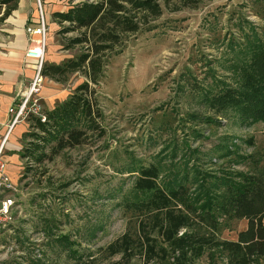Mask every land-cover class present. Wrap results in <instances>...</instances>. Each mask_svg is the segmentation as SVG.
I'll return each mask as SVG.
<instances>
[{
  "label": "trees",
  "instance_id": "16d2710c",
  "mask_svg": "<svg viewBox=\"0 0 264 264\" xmlns=\"http://www.w3.org/2000/svg\"><path fill=\"white\" fill-rule=\"evenodd\" d=\"M171 1L83 0L52 13L59 26L57 34L74 35L65 49L79 47V52L59 63H43L41 75L57 83L68 82L74 74L84 80L64 101L45 110L44 121L28 119L31 130L24 136L31 139L19 152L26 159L25 172L48 158V145L55 153L81 144L89 133L102 134L103 113L95 95L108 59L120 53L118 48L129 36L151 31V23ZM250 1L255 15L264 20V1ZM17 6L18 0H0V10L4 7L0 25ZM247 31L250 33L242 32L244 44H239L230 78H214L208 87L193 90L211 114L204 117L206 122L228 114L240 127L264 122V30L260 33L249 27ZM248 36L251 39H246ZM230 142L222 137L213 146L220 157L234 156L229 167L204 166L199 163L200 156L210 153L200 155L195 148L190 152L195 153L196 161L183 154L178 165L164 171L159 163L142 164L139 160L116 169L131 180L127 191L118 186L116 204L131 215L132 222L117 238L95 249L82 244L97 239L105 221L97 219L93 225L74 227L70 215L52 199L48 207L39 206L25 221L42 233L43 241L32 240L28 228L17 223L5 237L16 254L1 264H55L53 257L60 255L63 264H96L115 256L126 263L138 256L143 264H196L213 251L224 256L225 264H264V156L241 154L234 143L229 147ZM40 199L36 195L32 202ZM242 219L247 224L237 231L236 239L221 238L224 228Z\"/></svg>",
  "mask_w": 264,
  "mask_h": 264
},
{
  "label": "rangeland",
  "instance_id": "374dc122",
  "mask_svg": "<svg viewBox=\"0 0 264 264\" xmlns=\"http://www.w3.org/2000/svg\"><path fill=\"white\" fill-rule=\"evenodd\" d=\"M81 1L59 0L57 9L66 10ZM40 2L46 26L44 63H59L76 56L79 47L65 49L68 38L74 35H58L59 26L52 19L51 7H45L44 0ZM151 26V31L129 36L118 48L120 53L107 61L95 95L103 113L101 135L89 133L81 144L55 153L48 145V158L25 172L26 159L19 152L31 139L24 136L31 130L30 122L26 120L14 129L17 143L9 139L2 153L4 173L15 186L8 193L15 206L11 218L0 222V264L16 254L5 237L17 223L28 228L32 240L43 241L42 233L25 221L39 206L45 209L53 200L70 215L74 227L93 225L97 219L105 221L98 238L84 242L82 247L95 249L121 235L132 220L116 204L120 197L118 186L123 185L127 191L131 180L128 174L121 176L116 169L130 162L159 163L164 171L167 166L178 165L183 154L196 161L195 153L190 151L197 148L200 155L210 153L200 156L199 163L204 166L229 167L234 156L220 157L214 153L213 146L222 137L230 139L229 147L234 143L241 154L264 156V122L240 127L231 114L206 122L204 117L211 114L193 94V90L208 87L214 78H230V66L237 60L239 44H244L243 31L250 33L249 27L260 33L264 30V20L255 15L251 1L172 0ZM83 80L74 74L66 83L46 81L40 99L42 109L50 110L64 101ZM14 145L16 150L12 149ZM36 195L41 199L33 203ZM243 225L245 221L234 220L221 231V238L236 239ZM119 259L120 256L110 257L96 264H143L138 256L128 263ZM52 261L63 264V255L53 257ZM196 264H225V258L213 251L209 256L204 254Z\"/></svg>",
  "mask_w": 264,
  "mask_h": 264
},
{
  "label": "crops",
  "instance_id": "0c3cea01",
  "mask_svg": "<svg viewBox=\"0 0 264 264\" xmlns=\"http://www.w3.org/2000/svg\"><path fill=\"white\" fill-rule=\"evenodd\" d=\"M58 1L44 0L45 7L50 6L52 13L65 11L63 9H57ZM42 11L44 12L43 7ZM38 19L39 13L35 0H18L16 10L12 11L0 26V142L7 132L6 124L10 118L8 115L9 107L17 94L28 85L35 75L36 62L25 58V51L35 46L40 39V36L31 35L27 32V28L32 29L37 27ZM46 81L52 82L53 80L45 77L43 87L39 94L40 98H42V90H44ZM15 128L9 132L4 147L6 144L8 145L9 139L17 143L16 141L18 139L13 138ZM10 145L12 146L13 143ZM17 148L16 145L12 147L13 150ZM242 221H245V225L239 230L246 227V220L242 219Z\"/></svg>",
  "mask_w": 264,
  "mask_h": 264
},
{
  "label": "built area",
  "instance_id": "2783aa9c",
  "mask_svg": "<svg viewBox=\"0 0 264 264\" xmlns=\"http://www.w3.org/2000/svg\"><path fill=\"white\" fill-rule=\"evenodd\" d=\"M39 13L38 24L36 28H27V32L31 35H38L40 39L36 45L25 51V58L36 62L35 75L28 85L14 98L8 109L10 118L7 121V132L0 142V222H5L11 218V212L15 206L14 200L11 198L10 191L15 189L11 179L4 173V162L2 153L4 145L7 141L9 132L20 123L31 117L45 120V111L40 103V91L43 87L45 77L41 75L42 65L44 63L46 26L40 0H37Z\"/></svg>",
  "mask_w": 264,
  "mask_h": 264
}]
</instances>
